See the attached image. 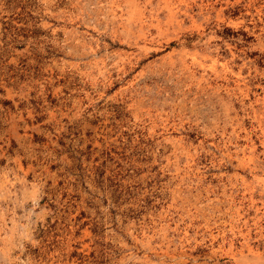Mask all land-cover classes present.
Listing matches in <instances>:
<instances>
[{"label": "rangeland", "instance_id": "obj_1", "mask_svg": "<svg viewBox=\"0 0 264 264\" xmlns=\"http://www.w3.org/2000/svg\"><path fill=\"white\" fill-rule=\"evenodd\" d=\"M0 264H264V0H0Z\"/></svg>", "mask_w": 264, "mask_h": 264}]
</instances>
